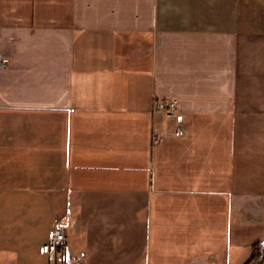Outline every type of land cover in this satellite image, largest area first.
Returning a JSON list of instances; mask_svg holds the SVG:
<instances>
[{"label":"crops","instance_id":"0c3cea01","mask_svg":"<svg viewBox=\"0 0 264 264\" xmlns=\"http://www.w3.org/2000/svg\"><path fill=\"white\" fill-rule=\"evenodd\" d=\"M0 57V264H264V0H0Z\"/></svg>","mask_w":264,"mask_h":264},{"label":"built area","instance_id":"2783aa9c","mask_svg":"<svg viewBox=\"0 0 264 264\" xmlns=\"http://www.w3.org/2000/svg\"><path fill=\"white\" fill-rule=\"evenodd\" d=\"M5 61L3 57H0V66H4ZM177 104H178V99H171V100H158L156 103V109L159 111L165 112L167 115H178V109H177ZM178 134H183V130L181 127H178L177 130ZM68 236L62 227H58L50 242L47 243L46 245L43 246V251L46 254H49L51 257L55 258L56 255L63 251L67 245H68ZM257 257L259 259H264V241L260 243L258 246V251H257ZM65 264H85L81 260H72V261H67Z\"/></svg>","mask_w":264,"mask_h":264}]
</instances>
